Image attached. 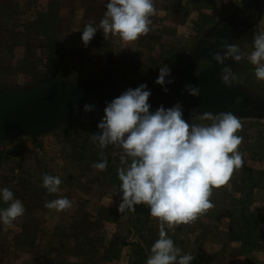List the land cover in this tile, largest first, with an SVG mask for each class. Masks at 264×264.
<instances>
[{"label":"rangeland","instance_id":"rangeland-1","mask_svg":"<svg viewBox=\"0 0 264 264\" xmlns=\"http://www.w3.org/2000/svg\"><path fill=\"white\" fill-rule=\"evenodd\" d=\"M187 1L153 0L156 11L150 30L135 41L97 30L84 46L81 31L89 23L98 28L107 0H0V91L29 87L46 78L155 84L163 65L171 69L166 80L176 81L207 32L222 19L243 12L249 18L243 16L244 22L219 54L231 70V84L264 101V80L256 78V66L248 59L254 34L264 32V0ZM232 44L240 50L236 54H242L239 61L226 54ZM206 115L183 118L208 125L212 121ZM233 115L242 125L236 133L243 138L238 146L242 167L221 190L212 189V208L168 230L175 246L195 257L192 264H254L264 259V110L262 115ZM100 120L58 126L35 137L0 139V187H8L25 208L13 226L0 224V264H145L159 223L146 208L138 214L118 212V185L108 181L104 170L91 166L96 163L91 153L100 148L91 135L99 133L94 124ZM110 146L103 160L107 156L121 160L122 149ZM45 174L62 181L52 195L42 186ZM243 180L248 187L242 192H250V197L241 199L238 183L242 187ZM60 197H67L71 208L45 207ZM3 207L7 204L0 202ZM110 245L120 248L118 258L112 251L103 257Z\"/></svg>","mask_w":264,"mask_h":264},{"label":"clouds","instance_id":"clouds-1","mask_svg":"<svg viewBox=\"0 0 264 264\" xmlns=\"http://www.w3.org/2000/svg\"><path fill=\"white\" fill-rule=\"evenodd\" d=\"M155 11L153 0H107L98 28L89 23L81 31L82 44L87 46L97 30L118 34L126 42L135 41L147 35L150 17ZM252 47L248 59L256 66V78L264 80V32L254 34ZM239 52L235 44L227 46L226 54L236 61L242 59V54H236ZM213 59L223 63L224 57L214 54ZM170 75L171 69L163 65L154 83L167 92L163 86L173 83L171 79L166 80ZM231 76V70L224 67L220 78L225 85L231 84ZM185 90L192 96L199 94V89L190 84ZM150 95L147 85L140 84L113 98L104 107L103 117L97 124L99 133L92 134L91 141L101 149L108 145L122 149V166L117 169L121 193L117 211H135V206L145 205L149 215L158 220V238L145 264H192L195 257L182 253L168 230L188 224L212 208L209 199L212 189L225 185L233 171L242 167L238 146L243 138L236 135L242 125L231 112L206 115L212 121L208 125L190 124L183 118L179 103L167 109L161 105L150 111ZM83 110L90 112L92 106L85 104ZM91 166L103 171L107 161ZM61 183L58 176L45 174L42 178V186L49 193H56ZM0 202L7 204L0 208V224L11 227L25 208L8 187H0ZM71 206L67 197L45 204L46 208L56 211Z\"/></svg>","mask_w":264,"mask_h":264},{"label":"water","instance_id":"water-1","mask_svg":"<svg viewBox=\"0 0 264 264\" xmlns=\"http://www.w3.org/2000/svg\"><path fill=\"white\" fill-rule=\"evenodd\" d=\"M231 35L232 32L219 34L216 41L204 48L203 52L208 54L206 60L212 63L210 67L199 72L193 70L187 78L185 69L180 79L163 86L168 89L167 92L163 91L161 85L146 84L151 91L148 100L150 111H155L161 105L167 109L179 103L183 116L224 112L262 115L263 100L246 95L232 84L225 85L220 78L222 69L226 67V60L217 63L213 55L223 49ZM208 39L205 37L203 42L208 43ZM140 84L142 83L123 79L112 82L68 83L56 78H46L29 87L1 90L0 139L18 134L35 137L38 133L58 126L101 119L108 102L128 88L135 89ZM189 84L199 89L197 96H192L185 90V86ZM85 104L91 105L92 111L84 112Z\"/></svg>","mask_w":264,"mask_h":264},{"label":"flooded vegetation","instance_id":"flooded-vegetation-1","mask_svg":"<svg viewBox=\"0 0 264 264\" xmlns=\"http://www.w3.org/2000/svg\"><path fill=\"white\" fill-rule=\"evenodd\" d=\"M243 16L248 17L247 14L241 12L234 16L228 17L226 19H222L221 21H219V24H217L213 29L207 32V38H209L208 43L206 42L200 43L199 47L194 51V53L195 52L196 53L189 60V63L187 64L185 68L187 69L186 78L189 77L190 74L193 73V70H195L196 72H199L203 68H207L212 65L211 62L206 60L208 57V54L203 52L204 48L208 47L211 42L216 41L217 35L235 32L236 29L239 27V25L244 22ZM217 54H219V52ZM224 64L226 65V63ZM191 67L194 69H192Z\"/></svg>","mask_w":264,"mask_h":264},{"label":"trees","instance_id":"trees-1","mask_svg":"<svg viewBox=\"0 0 264 264\" xmlns=\"http://www.w3.org/2000/svg\"><path fill=\"white\" fill-rule=\"evenodd\" d=\"M187 122H190V119H186V118H184ZM97 124L98 123H95L94 124V128H97ZM111 147L112 146H110V147H105L107 150L108 149H111ZM105 148H103V149H101V148H99V149H97V151L96 152H92L91 153V156H92V158L95 160V162L97 163V162H100L101 160H103V158L102 157H104V155L105 154H107V152H106V150H105ZM90 154V153H89ZM121 155H122V151H121V153H120ZM85 156V155H84ZM86 157V156H85ZM107 158V167H106V169L104 170L105 171V175L107 174V177H108V181H110L111 183H114V184H117L118 185V188H119V184H120V181L118 180V177H117V169L119 168V167H121L122 165H121V160L120 159H118L117 157H111V156H107L106 157ZM70 159H73V157H70ZM76 160H80L79 159V157L76 159ZM77 162V161H76ZM70 176V175H69ZM71 178H73V177H71ZM234 184H236L235 182H234ZM239 185H238V188H239V191L241 192L240 194H241V199H242V197L243 196H248V197H250V192H242V190L243 189H246L247 187H248V184H247V182L245 181V180H243L242 181V187L240 186V183H238ZM219 190H221V188H219ZM214 192H216V191H214ZM218 192V191H217ZM23 194H26V193H23ZM51 195H52V193H50ZM27 195V194H26ZM119 195H121V193H120V191H119ZM27 197H29V196H27ZM146 208V210L148 209L147 208V206H143V207H141L140 205H138V206H136L135 207V211L137 212V214L138 213H140V212H145V209ZM240 218H243V216L241 215L240 216ZM255 223V222H254ZM252 224V223H251ZM253 225V224H252ZM241 232V231H240ZM249 234H251V232L249 231ZM249 237V236H248ZM34 244V240L32 239V242H30V244ZM61 246H63V245H60V247ZM108 249H106L105 251H103V257L105 258V259H107V257H110L111 255H110V253H109V251L111 252H114L113 253V257L114 258H118L119 257V255H120V248L119 247H115L114 245H110L109 247H107ZM114 249H116L115 251H114ZM106 251H108L107 252V255H106ZM109 254V255H108ZM112 257V258H113ZM138 260H140V258H138ZM64 264H72V263H69V261H64Z\"/></svg>","mask_w":264,"mask_h":264},{"label":"crops","instance_id":"crops-1","mask_svg":"<svg viewBox=\"0 0 264 264\" xmlns=\"http://www.w3.org/2000/svg\"><path fill=\"white\" fill-rule=\"evenodd\" d=\"M193 1H196V0H190V3L191 2H193ZM260 3L263 1V0H258ZM170 2V1H169ZM186 2H188L187 0H186ZM199 2V1H198ZM201 3H207V2H205L204 0L203 1H201ZM207 9H204V8H202V12H205ZM257 16V14H255L254 15V17H256ZM253 17V18H254ZM190 34H191V32H190ZM192 34H195V33H193L192 32ZM257 259V258H256ZM254 264H264V259H262V258H259V259H257V261H256V263H254Z\"/></svg>","mask_w":264,"mask_h":264}]
</instances>
